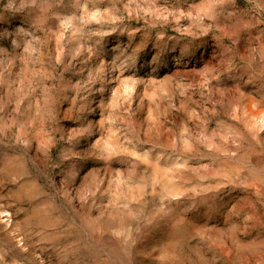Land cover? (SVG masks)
Here are the masks:
<instances>
[{
  "label": "clouds",
  "instance_id": "clouds-1",
  "mask_svg": "<svg viewBox=\"0 0 264 264\" xmlns=\"http://www.w3.org/2000/svg\"><path fill=\"white\" fill-rule=\"evenodd\" d=\"M0 264H264V0H0Z\"/></svg>",
  "mask_w": 264,
  "mask_h": 264
}]
</instances>
